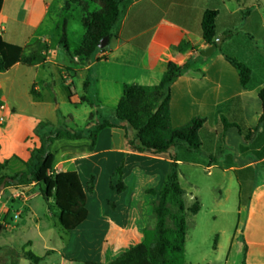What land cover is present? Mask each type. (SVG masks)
I'll use <instances>...</instances> for the list:
<instances>
[{"label":"crops","instance_id":"1","mask_svg":"<svg viewBox=\"0 0 264 264\" xmlns=\"http://www.w3.org/2000/svg\"><path fill=\"white\" fill-rule=\"evenodd\" d=\"M66 1L4 0L2 39L22 47L42 40L50 49L34 66L18 63L0 73V166H4L0 177L27 172L26 163L42 138L53 129L65 128L59 127L62 121L73 119L71 113L53 118L24 109L19 114L15 104L7 101L17 93L16 84L22 85L32 107L50 104L61 90L70 105H87L88 123L83 129L87 132L115 117L127 86L153 89L173 62L180 75L171 86V124L180 127L194 117L206 118L199 133L198 155L203 157L191 164L208 175L216 170L229 179L238 197L239 215L232 242L241 238L236 244L245 264H264V120L260 122L258 96L264 86V0H125L106 48L89 59L71 53L83 43L84 17L100 6L83 0L65 11ZM75 9L83 32L79 45L72 48L68 14ZM207 10L218 11L220 42L205 57L201 51L209 45L203 38L202 19ZM51 13L61 21L47 26ZM64 27L71 53L60 43ZM182 44L188 47L180 52ZM225 56L251 70L246 87ZM15 70L22 74L7 76ZM222 117L236 126L225 129ZM42 122L51 125L35 135ZM87 135L52 145L42 185L0 188V224L5 226L0 233V264L110 262L144 240L145 229L153 225L157 199L145 190L162 187L176 154L173 149L157 155L134 152L120 128L101 131L93 149ZM24 136L25 144L17 145ZM121 164L126 190L120 193L111 183L117 184L113 175ZM244 186L249 188L246 203L241 200ZM24 252L41 260L33 262L22 256Z\"/></svg>","mask_w":264,"mask_h":264},{"label":"trees","instance_id":"2","mask_svg":"<svg viewBox=\"0 0 264 264\" xmlns=\"http://www.w3.org/2000/svg\"><path fill=\"white\" fill-rule=\"evenodd\" d=\"M100 6V10L83 19L86 34L82 45L74 52H70L69 41L65 27L60 43L66 46L71 55L89 59L99 50L101 41L111 37L114 28L121 18V4L125 0H88ZM83 0H67L64 10L68 11L72 5L81 4ZM4 0H0V12ZM218 11L207 10L202 19V33L207 45L211 46L216 40V19ZM188 45L182 44L178 50L183 52ZM50 44L37 40L26 47L9 43L0 36V73L8 72L14 65L20 63L24 66H34L44 60L49 51ZM27 51V52H26ZM226 59L238 70L240 81L246 87L251 78V70L236 58L225 56ZM180 75V67L170 62L162 81L153 89L139 86H127L116 109L115 117L104 119L97 123L89 131H73L68 128H56L48 132L41 140V145L31 152V157L26 163L27 172H21L13 176L0 177V188L11 185H25L38 182L42 185L43 171L46 160L51 154L52 145L59 140H91L90 148L93 149L101 131L108 128H120L125 131L128 147L138 153H150L153 155L169 152L171 149L184 146L189 153L201 151L202 143L200 130L206 122L205 117H194L187 124L173 127L170 119L171 86ZM262 103L260 122L264 120V86L259 92ZM225 129L236 126L228 123L222 117ZM51 125L49 122L40 123L35 133L44 127ZM169 172L166 175L162 187L147 188V194L157 196L153 202V215L155 223L148 226L144 240L131 245L126 251L110 262L84 261V264H185V243L187 234L186 215L187 209L184 201L185 190L182 188L178 174L177 159L172 156ZM0 167H4L1 165ZM123 164L114 172L113 178L116 185L111 183V188L118 192L126 190L122 180ZM92 191V181L88 184ZM43 191V190H42ZM45 195V191H43ZM200 210L198 201L188 210L197 214ZM5 226L0 224V233ZM246 253V247H245ZM22 256L38 262L41 258L30 252H24ZM245 264V260L243 261Z\"/></svg>","mask_w":264,"mask_h":264},{"label":"rangeland","instance_id":"3","mask_svg":"<svg viewBox=\"0 0 264 264\" xmlns=\"http://www.w3.org/2000/svg\"><path fill=\"white\" fill-rule=\"evenodd\" d=\"M79 17L77 9L68 14L72 48H76L82 39L80 33L83 32V26ZM60 21L61 19L56 16V13H51L46 24L50 26V24ZM21 74V70H15L8 73L7 76L17 77ZM16 86L17 93L7 101L15 104L19 114H22L21 110L24 109L44 117L53 115V118H60L61 114L71 113L73 119L62 121L59 127H68L73 131L83 130L88 123L87 105H70L64 97L63 90L51 99L50 104L44 103L32 107L28 104V96L23 91L22 85L16 84ZM56 103L60 105L58 109ZM34 134L36 135L35 132ZM19 142H21V146L25 144V136L17 141V145ZM27 142L30 140L28 139ZM173 152L179 162L180 184L185 190L184 201L187 209L185 264H243V252L236 244V241L240 242L241 238H236L237 240L232 242L239 222V215L237 211L238 197L233 187L230 188L229 179L216 170L213 171V174L208 175L206 171L198 168V165L191 164V162L198 163V159L203 157V155H198V152L188 153L183 151L180 146L173 148ZM248 194L249 188L244 186L241 196L242 203L248 201ZM196 201L200 205V210L197 214H193L188 210ZM242 218L243 216L240 217V219ZM152 222L155 223L154 217Z\"/></svg>","mask_w":264,"mask_h":264},{"label":"water","instance_id":"4","mask_svg":"<svg viewBox=\"0 0 264 264\" xmlns=\"http://www.w3.org/2000/svg\"><path fill=\"white\" fill-rule=\"evenodd\" d=\"M109 39H110V37H109V36H106V37L101 41V43H100V45H99L98 48H99L100 50H104V49L106 48L108 42H109ZM219 42H220V39H216V40H215V43L212 44L211 46H209V48H207V49H205V50H202V51H201V54H202L203 56H205V57L210 56V54H212V52H213L214 49L217 47V45L219 44Z\"/></svg>","mask_w":264,"mask_h":264},{"label":"built area","instance_id":"5","mask_svg":"<svg viewBox=\"0 0 264 264\" xmlns=\"http://www.w3.org/2000/svg\"><path fill=\"white\" fill-rule=\"evenodd\" d=\"M0 36H1V33H0ZM2 108H4V107H2ZM1 120L3 121V118H1Z\"/></svg>","mask_w":264,"mask_h":264}]
</instances>
